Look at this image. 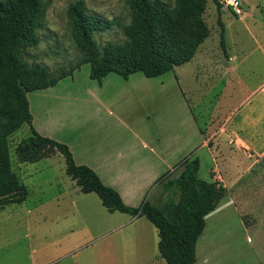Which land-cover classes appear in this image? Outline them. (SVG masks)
I'll list each match as a JSON object with an SVG mask.
<instances>
[{"label": "rangeland", "instance_id": "obj_1", "mask_svg": "<svg viewBox=\"0 0 264 264\" xmlns=\"http://www.w3.org/2000/svg\"><path fill=\"white\" fill-rule=\"evenodd\" d=\"M75 1L50 0L38 30L40 42L24 52L28 61L47 65L55 75L58 68H68L80 58L67 16L68 6ZM84 1L89 13L112 20L109 28L94 33L97 43H122L125 36L120 24L130 19L124 0ZM161 1L174 3V0ZM217 3L204 0L201 18L209 34L197 47L194 60L169 72L177 76L179 86L189 98L203 137L207 134L211 137L216 132L214 128L228 123L231 112L244 97L264 84V0H244L240 15ZM221 10L224 13L220 19L225 26L223 45L218 22ZM234 56L240 63V75H219L216 64L209 72H203L208 69L203 66V59L208 64L210 59L226 60ZM88 68L89 64L83 63L70 76L77 70L79 75H84ZM29 132L28 124H23L9 136L10 158L16 173L19 162L14 147ZM246 165L241 160L240 166ZM181 169H174L152 189L148 197L152 204L164 209L178 200L174 181ZM22 170L25 175L20 177L30 194L21 203L0 207V264H167L158 254L157 230L145 217L126 226V214L108 212L95 192H76L81 195L80 217L73 215L69 196L62 189H73L74 181L66 174L60 153L51 160L26 163ZM226 182L231 196L237 194L234 196L237 204L235 208L220 204L208 215L198 240L199 264H249L251 257L253 261L251 246L264 264V156L251 169H242L231 180L233 184ZM241 197L245 201L239 203ZM215 248H221L223 254L216 255ZM70 249L75 250L67 254Z\"/></svg>", "mask_w": 264, "mask_h": 264}, {"label": "trees", "instance_id": "obj_2", "mask_svg": "<svg viewBox=\"0 0 264 264\" xmlns=\"http://www.w3.org/2000/svg\"><path fill=\"white\" fill-rule=\"evenodd\" d=\"M49 2L0 0V205L20 203L28 195L12 168L9 150V136L28 124L29 135L14 147L19 162H35L60 153L66 174L83 193L95 192L110 212L145 216L155 226L158 252L167 264H196V243L205 227V216L228 193L221 182L199 176V159L187 157L178 163L182 169L174 182L179 197L173 204L162 209L144 198L140 205L128 206L92 168L75 162L67 144L35 130L27 93L54 86L83 63L89 64V76L98 84L110 72L128 79L135 72L154 77L173 70L189 61L209 34L201 18L204 0H174L173 5L161 0H124L130 12L129 22L119 23L125 39L103 45L97 43L94 33L109 28L112 20L89 13L85 1L76 0L68 6L67 16L80 58L68 68H58L56 75L47 65L24 57L26 49L40 42L38 30ZM218 22L223 45L220 17Z\"/></svg>", "mask_w": 264, "mask_h": 264}, {"label": "crops", "instance_id": "obj_3", "mask_svg": "<svg viewBox=\"0 0 264 264\" xmlns=\"http://www.w3.org/2000/svg\"><path fill=\"white\" fill-rule=\"evenodd\" d=\"M222 13L224 10L218 12L220 18ZM194 57L186 63L192 62ZM202 62L208 68L203 69L205 73L216 64L219 75L241 74L235 56L226 60L210 59L208 64L206 59ZM77 72L60 79L54 86L27 93L33 127L41 135L67 144L75 162L92 168L128 206L136 207L144 198L148 199L152 189H156L157 180L180 167L178 163L184 158L197 157L199 176L211 182L219 181L228 189L226 181L233 184L231 180L238 177L242 169H251L264 156V84L244 97L231 112L228 123L214 128L216 132L211 137L210 134L203 137L189 98L179 86L177 76L170 71L154 77L135 72L128 79L110 72L101 85L89 76V68L84 75ZM55 155L35 162L51 160ZM241 160L247 162L245 168L240 166ZM26 163L29 162H19V173H16L21 182ZM72 186L73 189L62 190L69 196L68 203L78 218L81 195L76 192L82 191L75 181ZM27 189L26 199L30 194ZM231 195L229 190L205 216V227L208 217L220 204L224 208L236 207L234 196L237 194ZM238 201L245 200L241 197ZM123 213L126 226L145 217ZM70 250L67 254L75 249ZM249 250L253 255L249 264H261L256 249L251 246ZM213 251L216 255L223 254L221 248ZM196 264H199L198 255Z\"/></svg>", "mask_w": 264, "mask_h": 264}, {"label": "built area", "instance_id": "obj_4", "mask_svg": "<svg viewBox=\"0 0 264 264\" xmlns=\"http://www.w3.org/2000/svg\"><path fill=\"white\" fill-rule=\"evenodd\" d=\"M218 3L224 7L231 10L235 15H240L243 13L241 0H218Z\"/></svg>", "mask_w": 264, "mask_h": 264}]
</instances>
